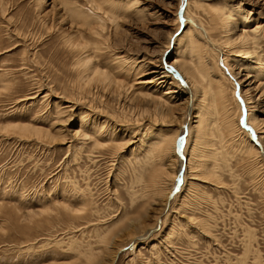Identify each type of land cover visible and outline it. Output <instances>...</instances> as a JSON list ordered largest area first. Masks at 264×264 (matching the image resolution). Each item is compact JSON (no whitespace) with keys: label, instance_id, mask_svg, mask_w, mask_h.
Wrapping results in <instances>:
<instances>
[{"label":"rangeland","instance_id":"rangeland-1","mask_svg":"<svg viewBox=\"0 0 264 264\" xmlns=\"http://www.w3.org/2000/svg\"><path fill=\"white\" fill-rule=\"evenodd\" d=\"M243 103L264 150V0H0V264H264Z\"/></svg>","mask_w":264,"mask_h":264},{"label":"bare ground","instance_id":"bare-ground-1","mask_svg":"<svg viewBox=\"0 0 264 264\" xmlns=\"http://www.w3.org/2000/svg\"><path fill=\"white\" fill-rule=\"evenodd\" d=\"M183 2V1H182ZM181 2V4H183ZM184 5H186V3H184ZM185 7V6H184ZM225 12V11H224ZM225 13H223V15L222 16H224L225 17V15H224ZM229 16V15H228ZM227 18V20H230L231 18H232V16L230 17V19H229V17H226ZM186 19V18H185ZM238 19V18H237ZM225 20V19H224ZM227 20H225V22L227 23ZM231 20H235V19H231ZM191 24L193 23L191 20H188ZM236 21V20H235ZM233 22V21H232ZM234 24H235V22H233ZM230 24H232V23H228L226 26L228 27V25L230 26ZM259 23H257V25H258ZM193 25H195L194 23H193ZM197 25V24H196ZM256 25V24H255ZM255 26V27H258V26ZM234 26H236V24L234 25ZM197 27H199V30L200 29H202L200 26H197ZM196 27V28H197ZM231 28V27H230ZM235 28V27H234ZM233 28V29H234ZM228 29V28H227ZM229 30V29H228ZM245 30V29H244ZM243 30V31H244ZM242 31V30H241ZM243 36V35H242ZM245 37H247V36H245ZM244 37V38H245ZM206 38V37H205ZM237 38H239V37H237ZM240 38H241V34H240ZM238 39L240 42L239 43H244V41H245V39ZM250 39H248V42L250 43V41H249ZM208 41V40H207ZM234 41H236V40H234ZM247 41V40H246ZM245 41V42H246ZM204 43V42H203ZM208 43L211 45H213V43L211 42V41H208ZM246 44H247V42H246ZM246 44H242V45H246ZM197 45V44H196ZM239 45V44H238ZM250 45V44H249ZM214 46V45H213ZM212 46V47H213ZM244 47V46H243ZM248 49H249V47L248 46H246ZM194 48V47H193ZM240 48V47H239ZM238 51H243L242 53H241V55H243L242 57L243 58H247L249 55V52L246 50H238ZM250 51V50H249ZM167 53V52H166ZM166 53L164 54V55H166ZM192 53L194 54V56H193V58H197V60L196 61H198V60H200L201 59V57H202V54H203V49L201 48L200 49V47H199V45H198V47L196 46L194 49H192ZM240 54V53H239ZM239 54H235V55H238L239 56ZM252 55H250V61L251 62H254V63H256L254 60H252ZM248 58V59H249ZM167 63V62H166ZM258 63V62H257ZM256 63V64H257ZM192 64V63H191ZM226 65V64H225ZM197 67V66H196ZM237 67V66H236ZM248 67V66H247ZM246 67V68H247ZM167 69V71L168 72H171L175 77H176V79H178L179 81H184V80H182L181 78H180V76H179V74L176 72V71H178V70H174V68H173V66L172 67H170V65L168 64L167 65V67H166ZM226 68V67H225ZM254 68V67H253ZM242 70V69H241ZM96 71V70H95ZM255 71L257 72V74L259 73V71L258 70H256L255 69ZM91 72V71H90ZM152 73H156V75L155 76H152V78L150 79H146L145 81H139V83H147V84H153V83H155L156 81H158V80H160L159 82H157V84L159 83V84H162V86H163V84L166 82V79H164V77H165V75H164V71H152ZM91 74H95L94 72H92ZM91 74H89V76L91 75ZM230 74V73H229ZM244 74H246L245 75V78H246V76H250L249 75V73L247 72H245ZM88 75V74H87ZM86 75V76H87ZM243 76V75H242ZM88 77V76H87ZM92 77V76H91ZM230 77H232V76H230ZM255 77V76H254ZM261 77V76H260ZM235 78V77H234ZM243 78H244V76H243ZM97 79V78H96ZM232 79V78H231ZM236 79V78H235ZM234 80V79H233ZM236 80H238V79H236ZM240 80H242V79H240ZM185 82V81H184ZM238 82V81H237ZM252 83V82H251ZM156 84V83H155ZM236 84V83H235ZM239 84H240V81H239ZM254 84V83H253ZM257 84H258V82H257ZM252 85V84H251ZM148 86V85H147ZM188 86V85H187ZM236 86V85H235ZM239 86V85H238ZM253 86V85H252ZM189 88V87H188ZM187 88V89H188ZM256 88V87H255ZM153 92V91H152ZM175 91L174 90H172L171 88H167L166 87V89L165 88H161V89H159L158 91H157V93L155 94L154 93V96H155V98H153V99H156L157 100V104H162V105H166V106H169V105H171V104H169L170 102H174V99H175V97H177V96H173V93H174ZM204 99V98H203ZM238 99V98H237ZM170 100H172V101H170ZM180 100V99H179ZM239 101V100H238ZM242 101V100H241ZM177 102V101H176ZM240 102V101H239ZM241 105H242V102L240 103ZM243 107L241 108V111L244 113V119H243V123L241 122V119H240V125L242 126V124L244 125V126H242L243 128L244 127H248V128H244L246 131H247V129H249V130H251V133H250V135L251 134H253V136L255 137V134H256V132H255V129H254V127L256 128H261V125L263 124L262 122H263V120L262 119H259V117L258 116H256V115H250V114H247V107H246V105L243 103ZM159 107H160V105H158ZM164 107V106H163ZM171 106H169V108H170ZM162 108V107H161ZM165 109H167V108H165ZM163 113V112H162ZM249 115V116H248ZM66 120V119H65ZM261 124V125H260ZM205 121H204V119L202 118V115H200V117H199V125H198V132H199V134H198V136L199 135H203L204 134V130L203 129H205ZM113 128V127H112ZM62 129V128H61ZM203 130V131H202ZM187 133V132H186ZM263 133V132H262ZM202 137V136H201ZM255 139H256V137H255ZM200 140V139H199ZM259 140V139H258ZM257 139H256V141L260 144V146H261V143L258 141ZM198 141V140H197ZM206 141V140H205ZM251 142H253V141H251ZM183 144H184V138L183 139H180V137H178V139H176V141L172 144V149L173 150H176L177 151V148H178V146H181V152H182V148H183ZM253 144H255L254 142H253ZM205 145V144H204ZM255 146H256V144H255ZM171 149V148H170ZM256 149H257V147H256ZM263 148L261 147V149L259 148V150H261L262 152V154H261V156L264 158V150H262ZM257 152L259 153V151H258V149H257ZM196 154V153H195ZM260 154V153H259ZM182 160V159H181ZM183 161V160H182ZM181 163H180V167L178 168V171L180 170V168H181ZM178 171L176 172V174H175V178H178ZM176 180V179H175ZM175 186V185H174ZM179 187V186H178ZM167 195H168V193H167ZM165 198V197H164ZM168 204V203H167ZM153 232V230H151L150 232H149V234H151ZM146 234H147V232H146ZM143 235H145V234H143ZM144 238V237H143ZM120 250V249H119ZM118 250H116L114 253H113V260H114V257H115V255H116V252H117ZM111 262V264H113V261H110Z\"/></svg>","mask_w":264,"mask_h":264},{"label":"water","instance_id":"water-1","mask_svg":"<svg viewBox=\"0 0 264 264\" xmlns=\"http://www.w3.org/2000/svg\"><path fill=\"white\" fill-rule=\"evenodd\" d=\"M183 7H184V5L182 4V6L178 9V15H179V19H180V21L181 20H183V18L181 17V13H182V9H183ZM181 27H182V25H181ZM219 60H220V58H219ZM183 84H185L184 82H182ZM236 88H238V85H236ZM238 90L236 89V97L238 98V100L240 101V103L242 102L241 101V98L239 97V95H238V92H237ZM243 119H244V114H243V116L241 117V122L243 123ZM242 126H244L243 124H242ZM244 128H248V127H244ZM247 132H248V135H249V137H250V139L261 149V146H260V144L256 141V139H255V137L253 136V134H251L250 135V133H251V130H249V129H247ZM185 136H186V130L184 129V132H183V134L180 136V139H183V138H185ZM177 151H178V154H179V156H180V158L183 160V163H182V166H181V168H180V170L178 171V178L176 179V183H175V186H174V188H173V190L169 193V195H168V199L177 191V189H178V186H179V184H180V181H181V178H182V173H183V170H184V162H185V159H184V156L182 155V152H181V146H178V148H177ZM158 228V226L156 227V229ZM124 249V248H123Z\"/></svg>","mask_w":264,"mask_h":264}]
</instances>
